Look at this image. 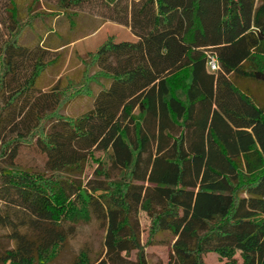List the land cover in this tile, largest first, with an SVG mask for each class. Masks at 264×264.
Segmentation results:
<instances>
[{"label": "trees", "instance_id": "1", "mask_svg": "<svg viewBox=\"0 0 264 264\" xmlns=\"http://www.w3.org/2000/svg\"><path fill=\"white\" fill-rule=\"evenodd\" d=\"M52 1L73 25L72 9L89 0ZM103 1L122 13L107 18L137 40L109 36L89 53L86 70L95 63L111 83L90 110L70 118L58 110L76 95H91L95 77L85 71L80 84L66 89L53 79L46 91L37 88L58 56L18 44L9 0L16 27L0 47V131L9 124L21 129L0 150L6 154L13 142L36 135L47 171L0 167V199L57 227L92 215L102 220L112 264L131 249L146 264L131 223L135 211L148 224L144 245L173 235L166 264H204L207 252L223 264H264V102L239 85L264 84V0ZM94 151L107 159L93 184L65 174L82 172ZM12 220L0 213V226ZM13 232L16 246L0 254V264H48L66 240L60 231L36 240ZM70 264L106 261L93 263L81 251Z\"/></svg>", "mask_w": 264, "mask_h": 264}, {"label": "rangeland", "instance_id": "2", "mask_svg": "<svg viewBox=\"0 0 264 264\" xmlns=\"http://www.w3.org/2000/svg\"><path fill=\"white\" fill-rule=\"evenodd\" d=\"M15 10V16L18 20L20 31L17 36V42L20 45L33 48L35 46L43 47L52 53L57 54V60L46 66L41 78L37 81V88H43L47 82L53 79H60L51 76L46 71L49 66H57L60 60H67L68 57H75L82 65V73L79 79L75 80L69 76L65 78L64 86L60 89H66L69 82L80 84L83 75L86 71L88 76H94L95 80L89 83L91 95L79 94L71 98L58 110V114L75 118L90 110L82 112V108L75 104L74 100L80 96H93L91 87L96 86L101 89L105 88L106 81L111 80L99 73V67L94 63L86 70L85 60H88L89 53H94L98 46L101 45L107 37L111 36L116 41L125 40L130 37V28L118 23L115 20L107 18V16L121 17L122 13L119 8L108 6L103 0H89L82 6L72 9L75 12L73 16L74 24L71 25L70 18L65 13V10L58 7L52 0H12ZM11 5L9 0H0V47L3 42L9 37L10 29L14 28V23L11 20ZM93 23V26L91 25ZM16 27V26H15ZM93 29V38L80 42L79 44L69 45L64 48H56L62 44L70 42L77 33L82 34L86 30ZM84 34V33H83ZM50 46L47 48L44 44ZM60 85V84H59ZM242 89L247 91L259 103L264 102V84H259L251 80L239 81ZM8 92H4L1 99L6 98ZM50 123V122H49ZM49 123L45 124V129ZM20 124L15 126L7 125L0 131V146L9 137H17ZM23 131V129H22ZM107 159V154L102 151H94L88 158L82 172L65 173L72 175L77 182L85 184L88 181L93 184V180L98 179L94 170L98 168L100 161L104 162ZM46 154L37 143V136L32 140L24 137L23 140H17L12 143L8 152L2 154L0 150V167L12 165L15 167L28 169L34 172H45L46 169ZM64 174V175H65ZM16 199V198H14ZM11 200L0 199V213L11 214L13 220L10 226H0V254L6 249L15 248L14 229H18L25 234L27 239H38L39 237L53 236L54 231L63 232L66 235V240L60 253L48 264H70L77 259L79 252L85 251L93 263L105 260L106 264H112L107 255L105 247V223L91 216L88 221H78L71 223L63 221L60 226L51 225L46 221H42L29 212L11 203ZM134 232L138 234L140 243L143 245V256L146 264H166L172 257V244L174 237L170 233H162L157 235L154 243L144 245L147 234L148 224L140 218L135 211L131 217ZM146 223V224H145ZM35 239V240H36ZM138 249H131L127 252H121L115 260L119 264H138ZM204 264H223L226 259L219 258L214 252H207L202 255ZM235 258L240 262L239 254Z\"/></svg>", "mask_w": 264, "mask_h": 264}, {"label": "crops", "instance_id": "3", "mask_svg": "<svg viewBox=\"0 0 264 264\" xmlns=\"http://www.w3.org/2000/svg\"><path fill=\"white\" fill-rule=\"evenodd\" d=\"M91 25L93 26V23H91ZM80 32L77 33V36H75L70 42H68L67 44H62L61 46H58L56 48H64L66 46L71 45H75V44H79L82 41H85L86 39L89 40L91 38H93V29L92 27L88 30H86L85 32H81L82 34H79ZM84 33V34H83ZM130 37H128L125 40H129V41H136L137 37L135 35H133L132 33H129ZM119 41V40H118ZM41 44H44V40H42ZM47 48H49L50 46H48L47 44H44ZM82 69H83V65L75 58V57H68L67 60H60V62L57 63V66H49L47 67L46 71L48 72L49 75L54 76L58 79H60L59 86H64L65 84V78L67 76L77 80L80 78L81 73H82ZM111 83V80L106 81L104 87L107 88ZM92 90V94L93 96H80L77 97L74 102L75 104H77L78 106H80L82 108V112L87 110V109H91L93 107V101H94V97L98 94V92L100 90H102L99 87L93 86L91 87Z\"/></svg>", "mask_w": 264, "mask_h": 264}, {"label": "built area", "instance_id": "4", "mask_svg": "<svg viewBox=\"0 0 264 264\" xmlns=\"http://www.w3.org/2000/svg\"><path fill=\"white\" fill-rule=\"evenodd\" d=\"M207 65L211 71H215L218 68L217 61H216L215 57H210L208 62H207Z\"/></svg>", "mask_w": 264, "mask_h": 264}]
</instances>
